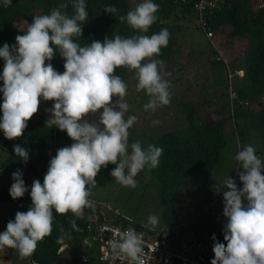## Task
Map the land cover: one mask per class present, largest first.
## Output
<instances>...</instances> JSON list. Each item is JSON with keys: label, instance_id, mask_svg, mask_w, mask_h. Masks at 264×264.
<instances>
[{"label": "clouds", "instance_id": "1", "mask_svg": "<svg viewBox=\"0 0 264 264\" xmlns=\"http://www.w3.org/2000/svg\"><path fill=\"white\" fill-rule=\"evenodd\" d=\"M12 0H3L10 7ZM62 3L49 14L35 15L23 35L15 37V45L0 47L3 72L0 74V131L8 140L20 138L28 122L38 112L41 100L53 102L45 127H56L73 141L57 150L43 178L34 180L30 190L31 207L17 212L9 220L6 231L0 233V250L14 249L19 259L31 257L37 244L50 235L53 213L71 212L79 218L93 206L91 188L101 168L115 165L110 175L123 187L136 188L135 177L146 166L155 168L163 149L141 141L129 144V129L136 123L135 115L127 116L130 105L125 97L128 85L115 75L117 68L134 72L135 90L149 97L145 112H155L171 102L170 82L165 78L164 62L154 57L167 47L170 33L165 28L151 36L145 35L157 21L159 5L143 0L119 21L138 35L106 37L103 42L92 40L81 46L73 37L82 36V26L88 19L85 0H71L72 14L63 11ZM105 13L118 15L114 5L105 6ZM64 62V72L58 73L51 63L56 53ZM242 76V75H241ZM115 98V102H113ZM99 114L95 122L85 117ZM159 121H153L156 125ZM25 164L29 153L19 145L13 149ZM242 188L230 176L222 182L223 228L225 243L213 236L214 259L211 264H264V161L252 145H245L234 156ZM14 181L9 194L13 200L22 198L29 189L21 170L12 174ZM227 191H224V189ZM77 227L75 220L69 221ZM159 217L150 215L145 227L155 228ZM64 235V230L61 229ZM63 238V236L61 237ZM114 257L129 264H144L143 241L133 227L119 233L109 242ZM61 248V247H60ZM61 249L59 252H61ZM32 264H36L32 261Z\"/></svg>", "mask_w": 264, "mask_h": 264}, {"label": "rangeland", "instance_id": "2", "mask_svg": "<svg viewBox=\"0 0 264 264\" xmlns=\"http://www.w3.org/2000/svg\"><path fill=\"white\" fill-rule=\"evenodd\" d=\"M246 1L252 11L260 5V0ZM136 2L141 3L143 0ZM39 12L38 7H32L28 16L34 18ZM181 16L180 10L177 9L175 14L162 21L164 25L173 29L172 56L167 61L163 60V70L171 73L170 76L165 77L170 82V104L155 112H145L143 106L148 103L149 97L144 91L135 90L134 72L129 71V76L125 80L128 85L125 99L130 105L125 118L132 115L137 117L136 123L128 130L129 144L141 141L146 148L148 141L160 134L181 130L184 133L188 125L184 106L193 105L199 122L226 120L224 133L227 143L222 149L221 158L207 176H199L188 185L182 186L173 198L162 194L158 184L149 181V167L146 166L145 171L135 177L138 182L136 188L123 187L112 178L91 191L90 199L93 201V210L105 221L111 220L114 217L113 211L117 210L134 226L156 234L181 232L183 239H188L191 234L197 237L210 234L216 222L219 224L218 231L223 234L227 221L223 215L222 182L230 176L240 183L238 171L242 169L236 170L237 162L234 156L245 145L254 146L256 155L264 161V137H261L251 126L249 118L236 120L232 116L233 90L245 79L244 70L241 69L246 42L231 43L226 37L228 30L223 28L214 37L216 49L210 48L203 35L194 28L192 17ZM27 25L28 20L23 17L15 21V26L20 31ZM216 57L222 62L223 73L220 78L216 75L212 64V61H216ZM226 103L227 107H225ZM52 104L51 101L41 100L38 112L28 123L38 125L42 120L49 119L50 113L47 109H50ZM249 109L252 112L264 113V97L260 99L258 105L253 104ZM85 118L95 122L99 114H90ZM153 121L160 123L154 125ZM5 157L6 152L0 149V163ZM21 172L25 186L30 191L35 177L26 170ZM1 180L5 183L6 189L10 190L14 182L10 174L4 173ZM224 191L227 189L225 188ZM18 211L25 212V200L0 201V233L6 231L7 223L9 220L14 221ZM150 215L159 217V223L155 228L145 227ZM80 240L78 234L68 239L66 247L53 264H95V249L84 246ZM80 255L87 256L88 262H81ZM0 264H31V262L30 257L21 260L14 249L5 248L0 250Z\"/></svg>", "mask_w": 264, "mask_h": 264}, {"label": "trees", "instance_id": "3", "mask_svg": "<svg viewBox=\"0 0 264 264\" xmlns=\"http://www.w3.org/2000/svg\"><path fill=\"white\" fill-rule=\"evenodd\" d=\"M186 1L184 5H179V1L176 0H153L154 3L159 5V10L156 13L158 19L144 34L151 36L165 28L170 33L167 47L161 48L160 55L154 58L167 61L172 56L173 29L171 26L164 25L162 21L175 14L177 9L180 10L182 16L189 15L192 17V2L195 0ZM62 3L69 4V7L63 11L71 15L73 11L71 0H12L10 7H4L3 0H0V47L5 43L9 44L10 47L15 45V37L24 34L28 25L20 31L15 26V21L23 17L28 20V24H31L33 18H29L28 13L32 7L39 8L40 12L37 15H46ZM85 4L88 19L82 26L83 35L73 37L74 42L79 43L81 46L91 43L92 40L103 42L106 37L114 38L116 35L132 37L140 34L132 29L126 21L124 23L119 21V15L126 16L128 11L133 10L139 4L136 0H85ZM108 5L116 6L119 10L118 15L105 13V6ZM209 27L216 35L223 28H226L228 30L226 37L231 43L235 41L246 42L241 69L244 70L245 79L238 83L233 90L234 97L231 99L232 116L236 120L249 118L251 126L261 137H264V113L262 111L252 112L249 109V106L253 104L258 105L260 99L264 97V0H260V5L253 11L248 7L246 0H226L209 22ZM206 44L210 48L212 47L208 41H206ZM64 62L57 52L51 61L45 63H51L58 73H63ZM221 63L219 59L212 61L214 71L219 78L223 73ZM3 66V60H0V74L3 72ZM114 74L119 75L125 81L129 76V71L124 67H120L116 69ZM2 86L3 83L0 81V87ZM2 102L3 94L0 93V104ZM227 106L226 103L225 107ZM184 110L188 122L184 133L182 130L168 132L148 141V145L152 144L163 149L158 166L155 168L149 167L148 169L149 181L157 183L160 192L169 195V198H173L182 186L188 185L193 179L199 176H207L213 166L218 163L222 149L227 143L224 133L225 119L199 122L193 105L184 106ZM47 120H42L38 125L28 123L23 135L13 140L6 139L3 132L0 131V149L6 152L5 159L0 163V201L22 202L25 200V212L28 211L32 203L30 191L22 198L13 200L9 190L6 189L5 183L1 180V176L4 173H9L12 179V174L17 169L26 170L31 176L35 177V180L38 179L43 183L51 158L56 155L57 150L73 143L66 132H62L56 127L51 129L45 127ZM241 136H243L242 132ZM16 145L28 151L29 160L27 164L14 153L13 149ZM114 168L115 165L113 164L101 168L95 178L96 186L91 188V191L102 186L107 180L112 179L110 173ZM144 171L145 169L138 174ZM237 186L242 188L243 185L237 183ZM92 214L99 215L92 207L84 209L83 215L79 218L71 212L65 215H58L54 212L52 231L50 235L38 242L35 252L30 257L31 264L32 261H35L36 264H53L61 254L58 252L59 248L66 245L68 239L75 234L81 237V231L88 224ZM71 220L76 222L77 227L75 229L69 223ZM61 229L67 235H64ZM180 234L181 232L157 233L159 237L168 236L172 239L179 238ZM62 236L63 238H61ZM218 237L220 243L226 245L224 236L219 231Z\"/></svg>", "mask_w": 264, "mask_h": 264}, {"label": "built area", "instance_id": "4", "mask_svg": "<svg viewBox=\"0 0 264 264\" xmlns=\"http://www.w3.org/2000/svg\"><path fill=\"white\" fill-rule=\"evenodd\" d=\"M179 1L184 5L186 0ZM226 0H195L192 2V19L194 28L203 34V37L216 49L213 40L216 36L210 30L209 22L220 10ZM218 59V58H216ZM114 217L103 220L99 215L92 214L88 224L81 231V243L86 247H93L96 251L95 264H129V261L114 257L110 241L118 239L119 233L128 227H133L141 235L143 241L144 264H211L214 259L213 241L220 242L218 237V222L215 223L210 234L197 237L190 235L183 239L182 235L177 239L171 237H159L155 232L143 228L131 226L130 221L124 218L117 210L113 211ZM61 250L59 248L58 252ZM81 262H88V257L80 255Z\"/></svg>", "mask_w": 264, "mask_h": 264}, {"label": "crops", "instance_id": "5", "mask_svg": "<svg viewBox=\"0 0 264 264\" xmlns=\"http://www.w3.org/2000/svg\"><path fill=\"white\" fill-rule=\"evenodd\" d=\"M66 247V245H63V246H61V249H64ZM63 251V250H62Z\"/></svg>", "mask_w": 264, "mask_h": 264}]
</instances>
